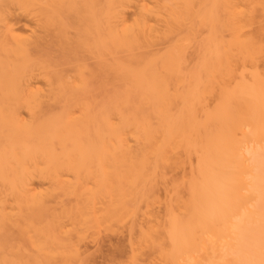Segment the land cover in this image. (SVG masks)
<instances>
[{"label": "bare ground", "instance_id": "6f19581e", "mask_svg": "<svg viewBox=\"0 0 264 264\" xmlns=\"http://www.w3.org/2000/svg\"><path fill=\"white\" fill-rule=\"evenodd\" d=\"M119 227L104 264H264V0H0V264Z\"/></svg>", "mask_w": 264, "mask_h": 264}, {"label": "rangeland", "instance_id": "374dc122", "mask_svg": "<svg viewBox=\"0 0 264 264\" xmlns=\"http://www.w3.org/2000/svg\"><path fill=\"white\" fill-rule=\"evenodd\" d=\"M161 191H159L160 196L161 195H164L163 190H161ZM161 202H158V205L157 204L155 205V209H156L157 212H159L158 209L160 210V212H162V210H163L162 209L163 208L162 207L163 205L161 204ZM124 231H125L124 229H122L121 227H119V228L116 229V232H113V234L111 232H107V233L104 232L105 235H108L107 237L106 236H103L104 234H100L99 239H97L93 243L90 242L88 244L89 255L92 258L90 256L89 257L94 262V264H104L106 261L109 260V258L111 259V258H114L115 256H117V259L118 260H120V259L121 260L126 259L127 255H128V249H129V247L127 246V241L125 239L126 237L124 238V236L126 235L124 233ZM100 239H101V241H100ZM100 244H101V246H100ZM125 246H127L128 249L125 248ZM112 252H114V253H112ZM109 255H110V257H109Z\"/></svg>", "mask_w": 264, "mask_h": 264}]
</instances>
